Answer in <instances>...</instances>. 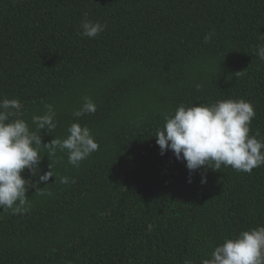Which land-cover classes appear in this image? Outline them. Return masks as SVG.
Segmentation results:
<instances>
[{
  "label": "trees",
  "instance_id": "trees-1",
  "mask_svg": "<svg viewBox=\"0 0 264 264\" xmlns=\"http://www.w3.org/2000/svg\"><path fill=\"white\" fill-rule=\"evenodd\" d=\"M85 16L106 29L80 35ZM260 45L264 0H0V99H19L30 128L53 104L45 143L74 121L99 143L79 167L41 151L42 171L69 183L29 187L26 213L0 209V264H201L264 225V165L190 174L154 137L162 111L231 98L252 103L250 135L264 140ZM85 96L96 112L74 117Z\"/></svg>",
  "mask_w": 264,
  "mask_h": 264
},
{
  "label": "clouds",
  "instance_id": "clouds-1",
  "mask_svg": "<svg viewBox=\"0 0 264 264\" xmlns=\"http://www.w3.org/2000/svg\"><path fill=\"white\" fill-rule=\"evenodd\" d=\"M106 27V24L85 16L79 34L95 38ZM212 35H205V43ZM255 55L264 61V45L258 46ZM44 107L43 114L32 115L31 124L35 127L30 128L23 118V104L19 99L6 96L0 99V209L10 210L11 214L30 210L26 195L29 187L43 195L39 185L53 176L55 182L69 183V177L54 174L51 163L50 170L42 171V150L47 151L49 160L56 157L58 151L66 153L68 163L76 167L99 150V143L90 128L78 121L68 126L65 137L43 142L41 131L46 129L52 133L58 125L55 106L48 103ZM96 110L95 102L85 96L72 115L79 118L94 114ZM160 115L164 124L154 137L161 154L171 150L178 160L186 162L190 174L202 166L213 171L230 166L236 171L251 173L254 168L264 165V140L257 138L259 132L250 135V125L256 115L250 101L229 98L211 104L189 106L182 103L173 111H162ZM25 169L38 179H25L22 176ZM201 183H207L206 175H202ZM185 264H191V261L186 260ZM201 264H264V225L242 230L235 238H225L202 259Z\"/></svg>",
  "mask_w": 264,
  "mask_h": 264
}]
</instances>
